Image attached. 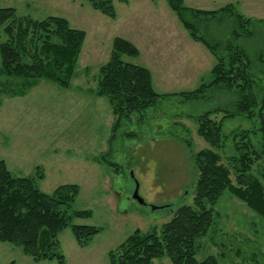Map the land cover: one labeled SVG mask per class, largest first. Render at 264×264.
Listing matches in <instances>:
<instances>
[{
  "label": "rangeland",
  "instance_id": "rangeland-1",
  "mask_svg": "<svg viewBox=\"0 0 264 264\" xmlns=\"http://www.w3.org/2000/svg\"><path fill=\"white\" fill-rule=\"evenodd\" d=\"M230 4L253 20L247 30L254 34L232 41L233 20L220 14L209 21L197 20L198 37L219 43L225 56L228 52L223 48L229 42L241 47L257 81L256 91L263 96L264 0H184L187 8L203 11H219ZM113 6L115 18L96 10L92 0H0V8H15L19 17L37 21L62 17L86 33L70 89L41 81L26 96H10L0 88V160L16 177L35 178L42 167L45 178L36 184L46 194L62 185H78L80 193L72 209L90 211L92 216L74 219L73 224L101 230L85 247L70 227L59 234L65 264H110V253L118 252L134 232L160 231L180 207L192 206L198 173L191 153L176 135L189 139L194 152L208 148L197 135V118L236 100L235 95L220 93L203 103H184L180 97L163 101L144 114H134L119 130L109 153L114 116L108 100L92 91L98 87L100 70L109 62L116 38L138 48L137 58L124 60L149 69L160 94L189 92L210 83L218 61L195 40L166 0H113ZM3 40L1 36L0 43ZM224 116L218 112L214 118L222 121L223 135L228 137L220 151L226 163L237 156L233 137L254 132L259 125L244 116ZM126 133L134 136L127 138ZM259 138L252 135L255 145ZM102 156L117 166L95 161ZM263 171L264 157L254 165L252 175L260 178ZM137 185L146 205L134 199ZM214 210L215 224L199 241L196 259L214 255L221 264H264V219L228 192ZM154 263L172 264L168 258ZM0 264L58 262H34L21 249L0 243Z\"/></svg>",
  "mask_w": 264,
  "mask_h": 264
},
{
  "label": "trees",
  "instance_id": "trees-1",
  "mask_svg": "<svg viewBox=\"0 0 264 264\" xmlns=\"http://www.w3.org/2000/svg\"><path fill=\"white\" fill-rule=\"evenodd\" d=\"M166 1L195 40L218 59L212 69L213 79L193 91L160 94L154 88L149 69L124 60L125 57L137 58L138 48L127 40L116 38L110 60L100 70L98 87L94 93L92 91L95 96L108 100L114 116L109 153L118 139L119 130L132 120L134 114H144L163 101L180 97L184 103H203L213 99V94L218 96L220 93L228 97L235 95L236 100L197 118V135L209 145L208 148L194 152L189 139L176 135L191 153L198 173L194 204L180 207L160 231L134 232L118 252L110 253V264H155V260L161 258H168L172 264H221L219 257L214 255L198 261L196 253L199 241L215 224L214 207L226 192L264 219V171L260 178L252 175L254 165L264 157V95L260 96L256 91L257 81L251 73L245 51L229 42L223 48L228 55H221L222 46L210 42L205 36L198 37L196 25L202 18L209 21L220 14L226 15L233 20L231 35L232 41H236L245 34H254L247 30L253 20L237 12L232 4L219 11H203L187 8L184 0ZM92 3L96 10L115 18L113 0H92ZM1 36L4 37L0 43L2 93L26 96L41 81L65 90L71 88L86 39L84 31L72 28L62 17L50 16L37 21L19 17L15 8H0ZM218 112L225 115L223 118L244 116L259 125L254 132L233 137L237 141V156L226 163L220 151L228 137L223 135L222 121L214 118ZM125 135L127 138L134 136L133 133ZM252 135L256 139L260 137L257 145ZM104 158L102 156L97 161L109 167L117 166ZM44 178L42 167L37 168L35 178L16 177L6 162L0 160V243L21 249L34 262L56 260L58 264H65L59 234L70 227L78 244L85 247L101 230L73 224L74 219L92 216L90 211L72 209L80 193L78 185H62L52 194H46L36 184L37 180Z\"/></svg>",
  "mask_w": 264,
  "mask_h": 264
},
{
  "label": "water",
  "instance_id": "water-1",
  "mask_svg": "<svg viewBox=\"0 0 264 264\" xmlns=\"http://www.w3.org/2000/svg\"><path fill=\"white\" fill-rule=\"evenodd\" d=\"M134 199H136L141 205H146L145 201L140 197L139 195V186L137 185V188L134 193ZM153 210H156L155 207L152 208Z\"/></svg>",
  "mask_w": 264,
  "mask_h": 264
},
{
  "label": "crops",
  "instance_id": "crops-1",
  "mask_svg": "<svg viewBox=\"0 0 264 264\" xmlns=\"http://www.w3.org/2000/svg\"><path fill=\"white\" fill-rule=\"evenodd\" d=\"M97 97V96H96ZM99 98V97H98ZM111 111H112V109H111ZM113 114V113H112ZM113 126V125H112ZM112 129V128H111ZM110 138V137H109ZM107 143H108V145H109V140L107 141ZM96 162H98L97 161V159L95 160ZM98 163H100V162H98Z\"/></svg>",
  "mask_w": 264,
  "mask_h": 264
}]
</instances>
